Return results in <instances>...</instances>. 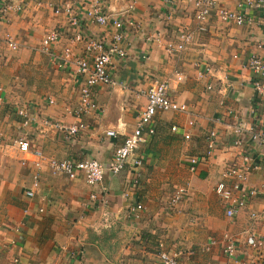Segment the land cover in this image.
<instances>
[{
    "label": "crops",
    "instance_id": "0c3cea01",
    "mask_svg": "<svg viewBox=\"0 0 264 264\" xmlns=\"http://www.w3.org/2000/svg\"><path fill=\"white\" fill-rule=\"evenodd\" d=\"M128 1L106 0V10L118 14L126 10ZM79 3L29 0L23 13L0 16L3 105L25 96L30 78L16 74L24 63L43 66L46 61L62 76L56 104L30 106L35 121L28 127L19 124L17 137H25L49 158L108 163L135 129L153 84L168 82L169 98L187 105L189 113L155 117V134L138 151L142 167L130 166L118 175L107 173L100 185L92 187L83 177L72 180L45 169L39 173L34 199L26 195L36 174L34 158L15 145L26 164L20 172L11 171L10 179L3 176L7 181L0 180V264H118L121 260L152 264L160 242L181 255L180 264H224L227 233L237 240V262H248L255 255L246 244L249 233L264 238V144L250 138V130L264 134V77L248 68L253 56L264 60V7L242 10L247 19L243 26L214 15L199 25L191 3L171 8L162 0H140L133 15L139 30L127 33L128 56L114 59L115 84L96 89L101 110L85 116V129L71 138L61 127L76 123L73 111L81 79L38 49L45 35L58 30L62 36L53 47L56 55L70 44L75 54H83L84 44L72 43L69 18L54 11V7ZM221 4L239 10V0H221ZM83 26L97 38L107 34L86 17ZM191 33L183 51H167L168 45L178 46ZM9 38L19 44L18 51L9 49ZM255 81L262 86L259 94ZM192 120L194 127L188 125ZM240 122L246 128L242 134L237 133ZM110 131L117 136L109 137ZM211 132L218 134V141L208 156ZM187 133L189 140L184 137ZM238 139L242 145H236ZM191 159H198L195 170ZM239 165L248 170L245 192L257 190L258 195L250 197L246 208L231 219L215 189L225 169ZM181 188L186 195L172 208L171 200ZM92 194L98 196L95 203ZM103 196L106 205L101 203ZM139 204L143 210L136 216L133 208Z\"/></svg>",
    "mask_w": 264,
    "mask_h": 264
},
{
    "label": "built area",
    "instance_id": "2783aa9c",
    "mask_svg": "<svg viewBox=\"0 0 264 264\" xmlns=\"http://www.w3.org/2000/svg\"><path fill=\"white\" fill-rule=\"evenodd\" d=\"M29 0H0V16L4 18L10 14H20L26 10ZM140 0H129L126 10L118 14L108 12L106 0H80L78 6L73 4L62 5L58 8L54 7L56 14H64L69 19L70 26L74 30L72 43L78 45L84 44V52L81 55L73 52V45L64 48L60 55L54 52V46L61 41V32L58 30L50 31L42 39L38 52L43 56L50 57L51 60L59 68H69L70 71L81 79L79 86V102L73 111L76 123L69 127H61L65 130L69 137H77L84 129L85 124L83 118L90 114H97L101 109L97 99L96 89L100 86L114 85L112 71L114 59L124 60L127 58V33L138 31L139 26L133 19L136 8ZM165 6L177 8L182 4L191 3L194 8V16L199 25L206 23L213 15L223 22L232 23L237 26H243L246 22L245 13L242 11L247 8H263L264 0H239V10L232 11L222 7L221 0H162ZM87 18L93 24L106 29V36L97 38L89 33L84 25V18ZM170 17V16H169ZM193 34L182 37V42L178 46L170 44L167 47L169 53L181 52L185 48V44L191 41ZM8 47L13 52L19 50V44L9 38L7 40ZM146 57V56H145ZM249 70L254 75L264 77V60L258 56H253L248 63ZM257 93L262 92L260 82H254ZM169 83L161 81L153 84L146 92L147 105L140 113L135 129L132 134L127 136L124 143L115 151L112 160L108 163H102L95 159L73 160L64 159L57 160L47 157L42 151L36 150L25 137H19L16 146L24 154H28L34 158L33 166L36 170L32 188L26 190V195L30 199L36 197L39 188V173L45 169L54 175H65L74 180L83 177L88 185H100L107 173L118 175L130 166L142 167L144 165L143 158L138 155L141 145L146 138L155 134L154 120L158 114L173 113H189L188 106L180 104L169 98ZM3 99L0 96V104ZM51 105L54 101L49 100ZM30 105L16 108V114L21 120L22 127L31 126L35 121V116L31 112ZM49 125L50 122H45ZM190 127H194V120L188 122ZM246 130L245 125L240 122L237 127V133L242 134ZM172 131H177V127H172ZM251 131V140L255 143L264 144V134L261 132ZM117 133L110 131L107 133L109 137H116ZM218 134L211 132L208 136V156H211L215 150L218 141ZM185 139L191 138L190 134L184 135ZM241 139L236 140V145H242ZM26 164V162H24ZM192 170L198 164V159H191ZM223 180L216 186V193L224 202L226 207V216L233 219L239 212L246 208L250 197L258 195L257 190H250L248 194L245 192V184L248 181V170L245 165L227 167L222 174ZM106 191V190H105ZM186 195V191L181 188L171 200V207L174 208ZM129 199L130 194H124ZM98 196L91 195V201L97 202ZM101 203L107 204L106 196H103ZM143 207L139 204L133 208L134 215L138 216ZM44 212V210H40ZM106 220L109 221L110 215L105 213ZM253 219H257L256 214H252ZM223 251L226 256L224 264H239L237 262L238 248L237 240L233 236L224 237ZM246 244L255 254L247 262L241 264H264V238L259 237L256 233L250 232L246 238ZM180 254L170 252L163 242L158 244V256L152 264H180ZM118 264H126L121 260Z\"/></svg>",
    "mask_w": 264,
    "mask_h": 264
},
{
    "label": "rangeland",
    "instance_id": "374dc122",
    "mask_svg": "<svg viewBox=\"0 0 264 264\" xmlns=\"http://www.w3.org/2000/svg\"><path fill=\"white\" fill-rule=\"evenodd\" d=\"M24 64L22 68L16 71V74L26 75L28 79L30 78L25 96L11 98V101H7L11 103L10 105H0V180L5 181H7L6 177L3 176L7 175L10 179L12 177L11 171L12 173L20 172L24 166L15 146L18 140L17 136L21 131L19 127L21 120L16 114L15 106L30 105L38 108L41 107L40 103H42L50 107L49 100L52 99L55 105L57 92L63 89L60 80L62 76L56 72L54 65L48 64L46 61L43 62V66H31V63ZM9 171L10 173H8Z\"/></svg>",
    "mask_w": 264,
    "mask_h": 264
}]
</instances>
